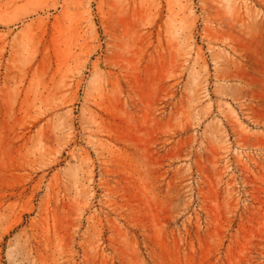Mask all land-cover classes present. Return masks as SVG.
Listing matches in <instances>:
<instances>
[{
	"label": "rangeland",
	"instance_id": "1",
	"mask_svg": "<svg viewBox=\"0 0 264 264\" xmlns=\"http://www.w3.org/2000/svg\"><path fill=\"white\" fill-rule=\"evenodd\" d=\"M0 264H264V0H0Z\"/></svg>",
	"mask_w": 264,
	"mask_h": 264
}]
</instances>
